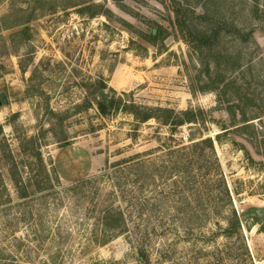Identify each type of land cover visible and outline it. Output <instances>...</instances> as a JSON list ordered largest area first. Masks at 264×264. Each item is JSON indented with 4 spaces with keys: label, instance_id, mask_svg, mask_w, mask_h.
<instances>
[{
    "label": "rangeland",
    "instance_id": "rangeland-1",
    "mask_svg": "<svg viewBox=\"0 0 264 264\" xmlns=\"http://www.w3.org/2000/svg\"><path fill=\"white\" fill-rule=\"evenodd\" d=\"M0 94V264H264V0H0Z\"/></svg>",
    "mask_w": 264,
    "mask_h": 264
},
{
    "label": "trees",
    "instance_id": "trees-1",
    "mask_svg": "<svg viewBox=\"0 0 264 264\" xmlns=\"http://www.w3.org/2000/svg\"><path fill=\"white\" fill-rule=\"evenodd\" d=\"M149 38L151 40H154L155 36L151 33ZM214 90H217V88L214 87ZM98 108L103 114H105L107 112L106 106L102 103L98 104ZM132 108L133 109H132V111H130V113L133 114V116L135 118H137L139 120V122L144 123L150 119H154L157 122H161L162 125L172 126L171 134H172V132H175V129L177 127H180V126H183L184 124L195 121L194 120L195 115L190 110L175 113L173 110L162 109V108H157L155 110L152 108H148V107L140 108V107L134 106ZM139 109H141V112ZM159 114H161V115L159 116ZM242 122L246 123L247 120L243 119ZM223 130H226V129H223ZM200 142L201 143H196L195 147L198 146L199 144H201V145L205 144V145H207L208 148H210V149L213 148V143L210 139H205V140H202ZM118 215L120 216V214H118ZM232 216H233V222L235 223V225L239 226V217H237V215L234 211H233ZM120 219H121V217H119L118 222ZM115 228H118V225H114V227H110V226L106 227V229H108L110 231L117 230ZM125 228H126L125 227V220H124V216L122 214V232H124Z\"/></svg>",
    "mask_w": 264,
    "mask_h": 264
},
{
    "label": "water",
    "instance_id": "water-1",
    "mask_svg": "<svg viewBox=\"0 0 264 264\" xmlns=\"http://www.w3.org/2000/svg\"><path fill=\"white\" fill-rule=\"evenodd\" d=\"M104 94L103 93H100V96L102 97ZM7 103V100L4 96V94H0V103ZM113 105V101L110 103V108L112 107ZM250 213H252L253 215L259 217L263 222H264V208H258V209H252L250 211Z\"/></svg>",
    "mask_w": 264,
    "mask_h": 264
}]
</instances>
